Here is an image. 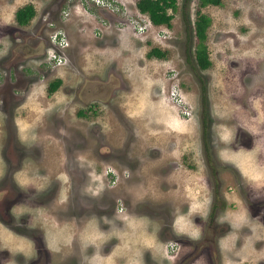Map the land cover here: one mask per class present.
Here are the masks:
<instances>
[{"label": "rangeland", "instance_id": "rangeland-1", "mask_svg": "<svg viewBox=\"0 0 264 264\" xmlns=\"http://www.w3.org/2000/svg\"><path fill=\"white\" fill-rule=\"evenodd\" d=\"M135 1L0 0V264H264V0H177L170 27Z\"/></svg>", "mask_w": 264, "mask_h": 264}, {"label": "trees", "instance_id": "trees-1", "mask_svg": "<svg viewBox=\"0 0 264 264\" xmlns=\"http://www.w3.org/2000/svg\"><path fill=\"white\" fill-rule=\"evenodd\" d=\"M190 0H183L182 7L186 6ZM207 4L219 5L220 0H199V6H205ZM136 10L145 14L152 25H164L170 27V20L173 17V13L177 8V0H136L134 3ZM34 15V9L32 5L26 4L15 9L13 13L14 21L18 25L26 24ZM182 20L184 26L190 31L191 37L194 39L193 44V59L197 67L201 70H206L211 66V60L208 57V51L205 44L206 29L210 24V19L207 15L202 13L199 9L194 12V18L192 23L189 22L186 14L182 13ZM165 51L157 47H151L147 52V57L163 58ZM61 79L55 77L48 81L46 85L47 94L54 91ZM203 91L204 88L202 87ZM81 115V113H79Z\"/></svg>", "mask_w": 264, "mask_h": 264}, {"label": "built area", "instance_id": "built-area-1", "mask_svg": "<svg viewBox=\"0 0 264 264\" xmlns=\"http://www.w3.org/2000/svg\"><path fill=\"white\" fill-rule=\"evenodd\" d=\"M137 27L138 30L140 29L142 31L146 26L143 24L142 26L138 25ZM49 40L51 43V47L46 62L48 61L50 65H52V63L53 65H58L62 62V59H64L62 54H60V50L67 44V39L63 31L55 30L54 32L49 34ZM185 114H187V112H185Z\"/></svg>", "mask_w": 264, "mask_h": 264}, {"label": "flooded vegetation", "instance_id": "flooded-vegetation-1", "mask_svg": "<svg viewBox=\"0 0 264 264\" xmlns=\"http://www.w3.org/2000/svg\"><path fill=\"white\" fill-rule=\"evenodd\" d=\"M25 25V24H24ZM24 25H19V26H24ZM49 38V37H48ZM23 43V42H22ZM26 43V45H23L22 44V48H24V49H26V53H30V52H35V51H37L38 50V46L35 44V43H33L32 45L31 44H27V42H25ZM16 48H18V47H20V44L18 43V42H16ZM46 53V52H45ZM47 57H48V53H47V56H46V59H47ZM41 59H43V56H42V58ZM46 59H44V60H38V61H40V63H42L43 65H47V66H50V64L48 63V61L46 62ZM18 64H20L19 62H18ZM49 64V65H48ZM46 66V67H47ZM15 70L17 69V67H15L14 68ZM47 70H49V69H51L50 67H48V68H46ZM46 90V89H45ZM7 104H6V102H4V99L2 98L1 99V102H0V107L1 106H6ZM15 105V106H14ZM18 105V103H15V104H8V106L9 107H12V112H13V114H14V112H15V109H16V106ZM14 106V107H13ZM12 118H14V116L12 115ZM11 123L13 124V126H14V129H15V133H16V135H17V127H16V125H15V123H14V119L11 121ZM212 205H214V204H212ZM33 264H35L34 262H33Z\"/></svg>", "mask_w": 264, "mask_h": 264}, {"label": "crops", "instance_id": "crops-1", "mask_svg": "<svg viewBox=\"0 0 264 264\" xmlns=\"http://www.w3.org/2000/svg\"><path fill=\"white\" fill-rule=\"evenodd\" d=\"M15 118V117H14ZM13 118V119H14ZM14 123H15V125H16V127H17V134H18V127L21 125L19 122H17L16 120H14Z\"/></svg>", "mask_w": 264, "mask_h": 264}, {"label": "clouds", "instance_id": "clouds-1", "mask_svg": "<svg viewBox=\"0 0 264 264\" xmlns=\"http://www.w3.org/2000/svg\"><path fill=\"white\" fill-rule=\"evenodd\" d=\"M148 19V18H147ZM149 21V20H148Z\"/></svg>", "mask_w": 264, "mask_h": 264}]
</instances>
